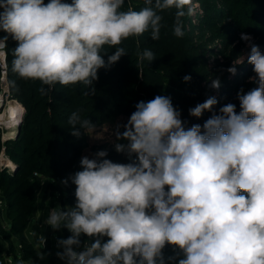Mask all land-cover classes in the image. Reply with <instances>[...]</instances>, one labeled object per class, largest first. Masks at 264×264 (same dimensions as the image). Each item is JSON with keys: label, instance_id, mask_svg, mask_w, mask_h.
Listing matches in <instances>:
<instances>
[{"label": "clouds", "instance_id": "1", "mask_svg": "<svg viewBox=\"0 0 264 264\" xmlns=\"http://www.w3.org/2000/svg\"><path fill=\"white\" fill-rule=\"evenodd\" d=\"M125 2L0 0V31L17 42L12 70L20 79L39 81L42 96L58 84L81 85L85 95H94L98 70L128 55L119 46L123 41L145 33L159 40L161 13L172 8L173 34L183 37L182 18L194 12L192 0H143L139 10L131 4L125 9ZM241 39L249 42L246 59L255 87L238 92L239 112L229 103L203 125L186 127L171 98L157 95L136 104L124 131L116 126L115 151L130 162H113L106 150L81 158L82 170L69 178L75 185L74 206L53 208L44 221L54 231L71 233L57 240L60 260L264 264V53L250 35ZM6 41L0 38V48ZM105 46L115 50L107 63ZM137 56L141 63L156 59L149 49ZM244 62V56L238 57L227 71L235 74ZM220 86L218 78L212 80V88ZM216 104L209 97L189 115L200 118ZM69 124L77 138L96 127L81 118L80 110L71 114ZM169 246L173 255L165 256Z\"/></svg>", "mask_w": 264, "mask_h": 264}, {"label": "rangeland", "instance_id": "2", "mask_svg": "<svg viewBox=\"0 0 264 264\" xmlns=\"http://www.w3.org/2000/svg\"><path fill=\"white\" fill-rule=\"evenodd\" d=\"M138 1L126 0L125 5L128 7L131 4L135 8ZM262 5H264V0H192L194 12L192 15H185L182 18L184 35L179 38L173 34L176 9L172 8L162 12L165 18H168L169 29L161 28V33L167 34L171 38L170 45L163 47L168 48L171 46V53H166L165 56L157 60L158 65H153L148 61L141 64L139 61L136 64L138 67L133 66L134 70L138 69V76L133 80L130 88L134 90V95L138 94L145 100L150 99L151 95L152 99L156 97L154 95L168 96L171 98L173 106L181 112L182 120H193L194 117L189 115V109L203 103L210 97L205 88L207 85H211L212 80L217 78H227L228 81L236 79V85L242 87L245 92L255 87V84L249 81V78L255 75L253 66L247 63L246 59L250 51L249 42L242 40L241 35H250L252 37L251 43L259 46L260 51L264 53V8ZM136 39L139 41L140 37ZM194 48H198V50H192ZM140 49L150 50L152 48L141 47ZM157 49L155 47L151 51ZM192 53L198 54L192 56ZM240 56L245 57V62L236 66L235 74L228 72L227 69L232 67L233 62ZM145 65H147L148 73L155 77L156 82L152 80V77H147L149 74L143 73L146 70ZM186 75L191 77L190 81H184L183 78ZM180 85L181 87L182 85L189 86L194 92L197 91L195 105L191 104L189 100L182 99L183 96L179 95L182 90ZM203 97L205 98L203 99ZM214 98L220 100L218 94H215ZM6 100L8 99L4 97L5 102ZM65 105L70 106L71 104L66 102ZM4 107L2 110H4ZM65 108L67 106L62 109H53L51 106H47L44 113L41 111L35 117L39 120L46 117L43 123L50 131L49 124L59 112L63 113L66 110ZM26 116L27 111L24 108L21 119L12 134L8 132L4 123H0V200L2 201L0 203L2 207V212L0 210V248L3 249L6 259L10 256L9 254H14L16 252L15 248H17L18 254L24 259V264H62L60 259H56L48 252L41 250L44 247L42 240L44 237L46 238V226H48L44 221L53 208H62V197H67L63 201L64 205L71 206L67 193L63 195L66 188L65 184L59 178H56L61 172L57 170V172L52 173L51 170L56 165L57 167H60V165L76 167L80 164V161L74 162L73 158L71 160L67 159L73 151L71 146H75L76 142L64 137V140L71 145L68 151H63L61 147V151L49 155L48 149L50 150V146L48 149L42 146L49 142L47 139L51 136L46 137V141L42 144L38 143V139L43 135L42 132L36 129L42 124L34 118L26 122ZM128 119L129 116L121 115L115 124L96 126L95 129L86 130L87 141L91 146L95 143H108L109 146L115 149L114 144L117 142L114 135L116 126L120 125V129H122L120 131H124L123 125L127 123ZM46 123L48 124L46 125ZM23 128L25 130V140H22L21 144L13 142L16 130L19 129L20 132ZM11 151H17V159L10 154ZM95 153L90 146L86 147L81 154V158L84 156L94 158ZM119 154L129 161L126 154ZM53 155L58 158L56 164L53 161ZM66 172L67 170L63 173ZM10 178L13 181L9 182L8 179ZM14 181L19 184H14ZM45 190L50 195L43 203ZM52 191H56V199L51 198ZM39 192V208L36 214L22 216L20 220L21 224H24L25 220L27 221L26 232L25 228L19 229L17 227L18 233H16L14 229L12 230L11 217H8L6 204L1 197L9 198L8 203H12V217L20 219L19 213L23 205L21 199H26L29 202L31 195ZM37 222L39 223L40 232L35 240L32 237V226ZM50 230L55 252L62 251V249L57 248V240L59 237L60 239L65 238L69 233L64 232L65 236H60V231H54L52 228ZM21 233L28 235L34 243L33 246L28 242H22L23 244L19 242L17 238ZM21 247L26 250V256L21 255ZM34 249L39 250L41 254H35Z\"/></svg>", "mask_w": 264, "mask_h": 264}, {"label": "trees", "instance_id": "3", "mask_svg": "<svg viewBox=\"0 0 264 264\" xmlns=\"http://www.w3.org/2000/svg\"><path fill=\"white\" fill-rule=\"evenodd\" d=\"M48 0H45V3H47ZM66 2H71V0H66ZM126 3V2H125ZM143 0L138 1V5H136L135 9L139 10L140 7H143ZM264 8V5H262ZM125 5V9H126ZM163 16L162 20V29H169L168 27V18H165L164 14L161 13ZM4 37H7L6 41V53H7V63H8V82H9V99H13L17 103H22V106L27 111L26 116V122H29L32 118L38 120L42 125H39L36 130L39 132H42V137L38 139V143L42 144L44 141H46V137L51 136L49 139V142L42 146L43 148H50L48 149V154L50 155L53 152H59L61 151V147L63 148V151H68L69 146H71L67 141L64 140V137L70 138L71 141H75L76 145L71 146L73 147L72 154L67 157L68 160H71L73 158V161H80L81 160V154L83 150L86 147H89L94 151L98 152L99 150H106L108 152L107 158L112 160L113 162L117 163H128L129 161L125 158H123L122 155H120L118 152L115 151V149L111 146H109L108 143H95L91 146L89 142L87 141V132L84 130V133L82 132L81 136L77 138L76 136H73L71 134V125L69 124V117L74 111L80 110L81 118L82 119H90L96 126H104V125H112L117 122V119L121 115L131 116V114L136 110V104L140 101H150L152 100V95L150 96V99H143L140 95H134V90H131L132 82L136 79V76H138V69H135L136 72H134V65L138 64L139 59L137 56V52H142L145 49L142 48H155L158 49L156 51L153 50V53L156 56V59L151 62L153 65H158L157 60H159L161 57L165 56L166 53H171V46L168 48H165L163 46L170 45L171 38H169V35L162 34L160 35L159 40H152L150 38L149 33H145L140 37V40L138 41L137 37L129 38L119 46L125 47L128 55H125L120 58L118 62L115 64H112L111 66L101 68L98 70V79L93 81L92 87L95 88V94L94 95H85L84 92L86 89L83 88L81 85H74V86H68V87H62L59 84L56 85L55 89L51 92H49L48 95L42 96L38 89L42 87L39 81H32V80H23L20 79L17 74L12 70V52L17 46V42L8 34L4 32ZM147 39V40H145ZM140 42V43H139ZM150 49V50H152ZM192 50H198V48H194ZM105 51L108 53L104 56L105 61L107 63V57L108 55H111L114 53V49H110L107 46H105ZM198 54V53H192V56ZM141 63V62H140ZM144 64L146 61L143 62ZM142 64V63H141ZM135 67H138L137 65ZM146 70L143 72L144 74L148 75L147 77H152V80L156 82L155 77L148 73L147 71V65H145ZM220 80V87L219 89L212 88L211 85H207L205 90L207 91L208 95L210 97H214L215 94H218L220 97V100H217V104L213 107L212 111H205V113L200 118L194 117L193 120H184L186 122V127H191L194 124H200L203 125L204 121L207 120L210 116H212L214 113L218 114L219 109L229 103L235 104L237 107V112H239V100L237 99V94L240 92L242 87L236 85V79H232L231 81H228L227 78H221ZM209 82V81H208ZM175 84V82H174ZM171 84V85H174ZM234 86V87H233ZM181 87V85H180ZM182 90L180 91V96H183L182 99L189 100V102L193 105L197 98V91L194 92L189 86L182 85ZM214 93V94H213ZM157 96V95H154ZM208 96V97H209ZM205 97H203L204 99ZM66 102H69L71 105H65ZM47 106H51L53 109L58 108L62 109L64 106H67L65 108L66 110L63 113H58L56 118L49 124L50 131L47 130L45 126V118L42 117V119H37L35 116H37V113L41 112L44 113L47 109ZM22 107V108H23ZM23 108V109H24ZM48 123H46L47 125ZM27 126V123H26ZM122 130V129H120ZM25 130L24 128L21 129L18 136L14 138L13 142L17 144H21L22 140L24 139ZM39 137V136H38ZM75 137V138H72ZM72 138V139H71ZM83 138V140H81ZM17 151H11L10 154L14 158L16 157ZM56 154V153H55ZM58 160V158H55V155H53V161ZM57 170L60 173V175H57L56 178H59L61 181L68 180V184L65 185V193L68 195V198L70 199L71 206H74L75 204V185L71 183V180L69 179L70 176L74 175L76 172L81 171V165L78 164L76 167H73L72 165H60V167H57V165L51 170L53 172H57ZM65 170H67L66 173ZM18 178V177H17ZM9 182L13 181L12 178L8 179ZM19 180V178H18ZM57 180V179H56ZM63 183V182H62ZM8 184V183H6ZM14 184H19L17 181H14ZM64 184V183H63ZM61 189V188H60ZM39 194H32L29 198V202L26 199H21L22 210L20 211V219H15V217H12V203H8L9 198H5V196L1 197L2 200L6 204V210L8 217H11V224H12V230L14 229L16 233H18L17 227L25 228V232L27 230V221L25 220L24 224L20 223L21 217L26 215H34L37 212L38 207V199ZM50 195L47 190L44 192L43 197V203L46 202V198ZM62 197V196H61ZM51 198L56 199V191H52ZM67 198V197H66ZM66 198H61V204L62 208L65 207L63 201ZM2 201L0 200V203ZM53 203V202H52ZM54 204V203H53ZM0 210L2 212V207L0 205ZM2 224V223H1ZM3 226V225H2ZM51 227L48 228L46 226V243L43 245L41 250L43 252H48L49 255L52 257L59 259L56 256L55 249L52 245L51 240ZM65 230V231H63ZM61 233L60 236L64 235L65 233H69L68 235H64L65 238H68L71 233L67 229H60L58 230ZM39 223H35L32 226V237L36 240L37 235L39 234ZM21 244L28 242L33 246L32 240L28 237L26 233H21L19 238H17ZM60 239V237H59ZM82 241L87 239L85 237H81ZM23 242V243H22ZM1 246V242H0ZM22 246V245H21ZM16 252L14 254H9L8 259L3 254V249L0 248V257L3 259L4 264H9V259H11L13 262L10 264H19V261H24L22 259L23 257H20L18 254L17 248ZM35 254H41L39 250L34 249ZM165 256H171L173 255L172 248L166 247L164 249ZM26 250L21 247V255L26 256Z\"/></svg>", "mask_w": 264, "mask_h": 264}, {"label": "bare ground", "instance_id": "4", "mask_svg": "<svg viewBox=\"0 0 264 264\" xmlns=\"http://www.w3.org/2000/svg\"><path fill=\"white\" fill-rule=\"evenodd\" d=\"M0 103H4V110L0 113V123H4L10 134L14 133V129L21 119L24 107L20 102H16L13 99H8L4 101V97L0 95ZM23 107V108H22Z\"/></svg>", "mask_w": 264, "mask_h": 264}, {"label": "built area", "instance_id": "5", "mask_svg": "<svg viewBox=\"0 0 264 264\" xmlns=\"http://www.w3.org/2000/svg\"><path fill=\"white\" fill-rule=\"evenodd\" d=\"M4 37V32L0 31V38ZM0 95L9 99V82H8V63L6 48H0ZM9 262L13 261L9 259ZM0 264H4L3 259L0 257Z\"/></svg>", "mask_w": 264, "mask_h": 264}, {"label": "water", "instance_id": "6", "mask_svg": "<svg viewBox=\"0 0 264 264\" xmlns=\"http://www.w3.org/2000/svg\"><path fill=\"white\" fill-rule=\"evenodd\" d=\"M5 106V104L4 103H0V111L3 109V107ZM18 134H19V129L18 130H16V132H15V138L18 136ZM61 261V263L62 264H66V261H63V260H60Z\"/></svg>", "mask_w": 264, "mask_h": 264}]
</instances>
